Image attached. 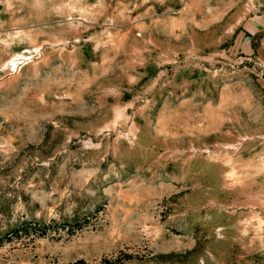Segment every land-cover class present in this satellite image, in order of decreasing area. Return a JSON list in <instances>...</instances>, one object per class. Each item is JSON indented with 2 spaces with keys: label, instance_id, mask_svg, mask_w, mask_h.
<instances>
[{
  "label": "rangeland",
  "instance_id": "rangeland-1",
  "mask_svg": "<svg viewBox=\"0 0 264 264\" xmlns=\"http://www.w3.org/2000/svg\"><path fill=\"white\" fill-rule=\"evenodd\" d=\"M0 264H264V0H0Z\"/></svg>",
  "mask_w": 264,
  "mask_h": 264
}]
</instances>
